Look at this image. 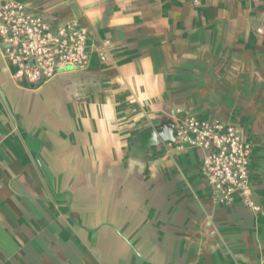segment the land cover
I'll list each match as a JSON object with an SVG mask.
<instances>
[{"label": "crops", "instance_id": "crops-1", "mask_svg": "<svg viewBox=\"0 0 264 264\" xmlns=\"http://www.w3.org/2000/svg\"><path fill=\"white\" fill-rule=\"evenodd\" d=\"M21 1L86 27L91 62L32 86L0 45V264H264V0ZM189 117L252 142L260 210L168 147Z\"/></svg>", "mask_w": 264, "mask_h": 264}, {"label": "built area", "instance_id": "built-area-1", "mask_svg": "<svg viewBox=\"0 0 264 264\" xmlns=\"http://www.w3.org/2000/svg\"><path fill=\"white\" fill-rule=\"evenodd\" d=\"M200 5L201 0H192ZM264 35V23L255 28ZM88 30L76 20H49L29 10L21 0L0 2V45L6 59L14 66L16 80L43 85L61 74L86 69L91 62ZM111 42L102 41L99 57L106 60ZM169 148H192L206 151L200 171L210 190L211 199L229 204L240 197L254 210V188L251 182L252 142L244 139L236 126L216 120L189 117L175 129Z\"/></svg>", "mask_w": 264, "mask_h": 264}, {"label": "water", "instance_id": "water-1", "mask_svg": "<svg viewBox=\"0 0 264 264\" xmlns=\"http://www.w3.org/2000/svg\"><path fill=\"white\" fill-rule=\"evenodd\" d=\"M174 130L170 133L169 137H166L164 140L166 141H174Z\"/></svg>", "mask_w": 264, "mask_h": 264}]
</instances>
